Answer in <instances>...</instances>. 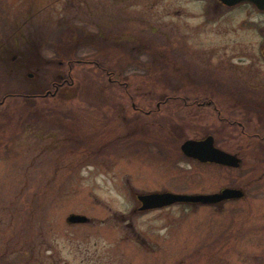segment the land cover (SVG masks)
I'll list each match as a JSON object with an SVG mask.
<instances>
[{
    "label": "rangeland",
    "instance_id": "rangeland-1",
    "mask_svg": "<svg viewBox=\"0 0 264 264\" xmlns=\"http://www.w3.org/2000/svg\"><path fill=\"white\" fill-rule=\"evenodd\" d=\"M215 1L0 0V99L68 81L0 106V264H264V12ZM211 134L239 168L181 153ZM225 188L245 196L137 211Z\"/></svg>",
    "mask_w": 264,
    "mask_h": 264
},
{
    "label": "water",
    "instance_id": "water-1",
    "mask_svg": "<svg viewBox=\"0 0 264 264\" xmlns=\"http://www.w3.org/2000/svg\"><path fill=\"white\" fill-rule=\"evenodd\" d=\"M225 6H234L242 2H251L260 10H264V0H220ZM214 138L209 136L204 140H187L182 144L181 150L186 156L197 159L201 162H212L229 167L239 168L242 160L233 155L222 151L214 146ZM244 197L242 189L226 188L225 190L209 194V195H188L176 194L171 192L150 193L139 195V200L142 203L140 210L158 209L176 203H192V204H218L229 199H241ZM91 219L86 215L72 214L68 218L71 224L89 223Z\"/></svg>",
    "mask_w": 264,
    "mask_h": 264
},
{
    "label": "flooded vegetation",
    "instance_id": "flooded-vegetation-1",
    "mask_svg": "<svg viewBox=\"0 0 264 264\" xmlns=\"http://www.w3.org/2000/svg\"><path fill=\"white\" fill-rule=\"evenodd\" d=\"M216 2V5H218L219 6V9L221 10L222 8H224L225 7V5L222 3V2H220L219 0H216L215 1ZM248 5V6H250V7H253V8H255L256 10H259V11H261V12H264V10H260V9H258L257 7H256V5H253L252 3H250V2H242V3H239L237 6H239V5ZM224 6V7H223ZM225 8H232V9H235L236 8V5H234V6H232V7H228V6H226ZM205 11V10H204ZM231 11V10H230ZM261 56L264 58V47H262L261 48ZM15 59V58H14ZM175 67H179V66H176L175 65ZM107 74H109V75H111V73L110 72H108L107 71ZM28 76H30L29 78H33L34 79V74L33 73H29V75ZM113 79H110V81H112ZM66 81V82H65ZM48 82H49V80H48ZM68 83V81H67V79H65V76H63V75H57L55 78H54V80H52V81H50L48 84H47V86H45L46 88H43V90H42V92H36V91H33V90H21V91H23V92H20V91H16V92H11V93H7L5 96H3V98L2 99H0V106L2 107L3 105H5L6 104V101L8 100V99H12V98H15V99H22V100H24L25 102H27L26 103V105L27 106H29V107H32V106H37L38 105V103L36 102L37 100H46V99H48V98H50V99H54L55 101H56V103L58 104V100L60 99V97H62V93H63V90H64V85H66ZM193 104H195V106H197L198 107V109L200 110V109H204V108H206L205 106H207V108H210V107H213V110H215L216 112H217V116H218V118H219V120H221V122H223V121H227V123H229V124H232V125H235V126H238V127H241V129H242V133L243 134H245V130H244V128H245V125H243V123L242 122H239V121H236V120H233L232 121V119L231 120H227V118H224V117H222V115H221V111L213 104V103H211V102H208V103H201V102H196V103H193ZM161 107V105L158 103L157 104V109L159 110V108ZM136 109H139V108H136ZM156 109V110H157ZM139 111H142L143 112V110L142 109H139ZM154 110H149L148 112H146V114L148 115H150V114H152V112H153ZM145 112V111H144ZM143 112V113H144ZM254 136H257L258 137V139L259 140H261V141H263L264 140V134H258V133H256L255 132V134H253ZM209 136H211V137H213L214 138V136H212V134L211 135H208V136H206L205 138H207V137H209ZM204 137L203 138H201V140H203V139H205ZM232 154H234V155H237L238 156V154H236V153H232ZM194 160V159H193ZM197 161V160H196ZM199 162V161H198ZM144 194V193H143ZM139 195V194H138ZM138 195H136V198H137V200H138ZM139 201V200H138ZM139 206H138V208H137V210L139 211V209L141 208V206H142V204H141V202H139Z\"/></svg>",
    "mask_w": 264,
    "mask_h": 264
},
{
    "label": "trees",
    "instance_id": "trees-1",
    "mask_svg": "<svg viewBox=\"0 0 264 264\" xmlns=\"http://www.w3.org/2000/svg\"><path fill=\"white\" fill-rule=\"evenodd\" d=\"M98 64H100V65H93V66H95V67H98V69L100 68L103 72H104V74L105 73H107V71H110L111 69L110 68H108V67H106V66H103V63L102 62H99ZM102 67H104V68H102ZM107 85L109 86V87H111V88H113V86H116V87H124V85H122L121 83H119L118 81H115V80H112V81H109L108 83H107ZM126 86H127V84H126ZM3 95H5V94H3ZM2 95V96H3ZM1 97V96H0ZM174 98H168V100H173ZM168 100L165 102V104H169V102H168ZM196 103V102H195ZM157 111V110H156Z\"/></svg>",
    "mask_w": 264,
    "mask_h": 264
}]
</instances>
